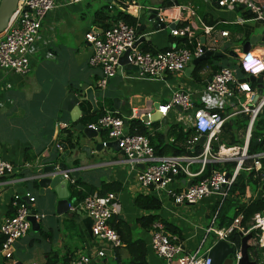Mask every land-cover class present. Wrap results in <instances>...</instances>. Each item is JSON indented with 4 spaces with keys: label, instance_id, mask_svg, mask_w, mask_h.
<instances>
[{
    "label": "crops",
    "instance_id": "crops-1",
    "mask_svg": "<svg viewBox=\"0 0 264 264\" xmlns=\"http://www.w3.org/2000/svg\"><path fill=\"white\" fill-rule=\"evenodd\" d=\"M104 7L109 8L103 10ZM183 7H190L192 13L185 12L182 10ZM112 8H117L136 19L137 30L143 25L147 26L146 31L141 34L146 40L138 44V50L144 44L155 52L174 46L183 47L184 42L177 43L183 40L170 36V30L167 27L173 23L188 24L194 30L195 39L199 44L203 38L204 43L201 45L205 44L207 47L209 41L202 36V26L213 27L218 36L215 52L225 55L229 52L236 54L235 67L229 60L233 58L222 59L226 60L224 64L227 68H236L238 56L242 53L241 47L250 37L264 35V24L246 19L247 11L218 8L213 0H145L144 3L140 0H124L121 8L117 2H107V0H81L77 4L57 0L55 9L46 17L32 47V54L29 58L30 72L25 76H19L0 69V158L16 168L12 177L0 180V224L4 219L12 216L10 201L15 193L21 196L29 194L34 198L32 209L38 215L43 216L38 223L39 229L34 235H30V229L25 237L13 245L14 254L23 264H44L48 257L53 255L57 257L58 264H65L79 255L89 257L90 264H118L114 258L112 246L92 236V221L87 215L79 211L70 213L68 209L67 213L57 214L58 200L54 192L47 188L44 190V195H40L39 187L38 190H33L29 185L31 183L38 185L37 181H31L35 170L59 162V158L64 154L59 143L70 148L67 143L68 132L71 138L78 134L74 131L75 125L70 122L69 113L61 109L68 92L74 93L79 99H85L83 88H92L94 94L99 95L94 99L99 109L98 112L103 110L104 113L110 112L113 99H118L119 108L114 114L119 115L127 124L132 119L140 120L139 117H145L146 114L153 116L154 113H158L160 115V112L154 109L155 105L159 108L168 104L174 92L179 89L190 92L194 98L195 107L200 106L199 98L204 82L210 80V78L207 79L210 73L207 70L201 74L203 81L192 78L194 70L189 78L183 73L180 77L167 76L163 80L142 78L137 71L129 74L126 72L117 74L116 72L104 89L97 88L101 70L88 65L91 45L84 36L88 32L101 35L103 30L99 29L100 27L95 22L96 13L103 11L109 16L113 11ZM152 9L157 11V15L166 26L165 29L154 31L149 26L146 15L147 11ZM221 32H226L227 36L219 37ZM261 44H263L262 41L255 43L250 47V51L258 52ZM235 74L237 80L241 81L242 77L237 70ZM263 93L264 88L262 95ZM239 99L243 101V97ZM216 110L222 111L221 113H230L228 107L225 106ZM98 112L89 113V118L96 119ZM85 115L86 113H83L81 119ZM179 116L180 112L174 108L166 117H163L166 118L165 125L160 121L151 122V124L159 123L160 127L157 132L163 133L167 125L179 124ZM57 124H64L67 128L62 129L57 127ZM150 125H145V127L148 133L152 134ZM126 129L129 135L128 124ZM101 136L106 143L114 141L109 139L103 131ZM77 159L90 165V170L82 172L79 176L82 177V184L99 187L101 183H118L121 186V191L116 194L120 210L115 217L127 225L134 238L144 242L148 264H164V262L151 250V231H146L136 224L137 220L146 216H158L163 222L176 227L179 236L168 231L179 237L185 253H197L203 256L213 245L212 241L202 254V249L210 237L209 235L204 240L212 211L218 204V197L214 196L204 200L199 205L193 206L194 209L185 212L184 206L174 205L168 199H158L141 188L136 182L137 170L141 169V166L132 170L120 151L109 150L102 161H88L84 154H79ZM71 161L70 158L65 159L68 164ZM190 169L197 173L199 165L194 164ZM190 181L193 180H187L185 183L180 180L178 184L172 185V188L179 189ZM74 185L73 181L69 182V187ZM262 186L249 188L243 196L229 198L232 206L240 209L245 206L247 199L255 200L264 197ZM76 189H80V186L77 185ZM138 195L155 198L161 203V209L159 211L137 209L134 206V200ZM36 196L43 197L44 200L37 202ZM73 201L77 200L70 193L68 205ZM215 228H217L216 224ZM121 249L123 246L118 250ZM98 251L104 253L102 259L96 256ZM119 251L121 261L125 262L129 257L128 252L125 250L127 259L124 260V255ZM4 264H14L13 258Z\"/></svg>",
    "mask_w": 264,
    "mask_h": 264
},
{
    "label": "built area",
    "instance_id": "built-area-1",
    "mask_svg": "<svg viewBox=\"0 0 264 264\" xmlns=\"http://www.w3.org/2000/svg\"><path fill=\"white\" fill-rule=\"evenodd\" d=\"M117 2L118 0H111ZM1 2V0H0ZM68 4H77L81 0H66ZM57 0H19L16 10L9 21V24L0 35V69L12 72L19 76H25L30 72L29 58L32 54V47L39 35L41 26L46 17L56 7ZM218 8L239 9L251 14L252 20L264 24V4H256L252 0H216ZM185 12L192 13L190 7H183ZM160 19V16L157 15ZM163 23V21L161 22ZM166 23V22H165ZM169 24V23H167ZM175 28L170 30V36L183 40V47L174 46L166 50L150 53L141 52L133 48L137 41L136 27H131L123 22H117L108 30L96 35L93 32L85 34V40L91 45V54L88 59L90 67L101 70V78L97 81V88L104 89L119 69V58L128 53L127 62L137 69L142 78L163 80L167 76H182L189 65L191 58H198L205 51H215L218 45V36L213 27L202 26V36L209 41L207 47L199 44L195 39L194 30L188 24L173 23ZM170 24V25H173ZM226 32H221L219 37H226ZM204 49V50H203ZM243 75L240 80L236 78V70ZM263 74L264 84V43L261 44L258 52L250 51L241 53L238 56L236 68H222L215 72L209 81H205L200 93L199 102L203 107H195L194 98L190 92L179 89L172 95L171 101L158 108L160 118L177 106L180 109L178 118L179 124L184 128H193L197 134L189 142L191 149L197 148V156L178 157H157L148 140L143 136L127 135V124L124 119L114 113L105 112L97 121L88 127L94 130H102L111 140L118 142L119 150L124 154L130 168L137 170V184L154 195L158 199H168L172 204L184 207H193L211 197H218V203L229 198V190L240 176H248L250 173L259 174L263 171L264 151L248 154L250 135L257 115L264 109V93L257 100V88L252 89L247 82L249 77L258 78ZM243 97V101H240ZM254 105V106H253ZM228 107L230 113H211L216 109ZM237 106V108H236ZM190 112V113H188ZM247 115L249 121L241 147L227 148L219 146L216 153L213 152L212 143L217 141L222 125L237 115ZM150 114L144 125H150ZM62 129L67 128L64 124H57ZM204 137L201 145L199 139ZM237 152L232 153V152ZM210 163H233L234 168L226 171H214L211 175L201 181L194 182L190 187L186 185L179 189L172 188L180 180L184 183L187 180L197 178L204 170L205 165ZM199 165L197 173L191 171L190 167ZM16 168L9 162L0 158V180L12 177ZM182 176L179 180L178 177ZM67 178V176H65ZM28 201L30 208L25 202ZM252 198L245 203V206ZM34 198L29 194L21 196L15 193L11 197L10 207L12 216L4 219L0 224V264L8 262L13 258V245L19 239L25 237L31 225L28 218L31 211H34ZM245 206L240 207V209ZM238 209V208H237ZM120 203L116 194L109 193L103 197L96 195L85 197L82 201L69 203L70 213L82 212L91 221V234L94 238L119 249L123 245L116 232L109 226V221L119 214ZM35 212V211H34ZM39 223L43 216L36 212L33 216ZM216 216H212L207 236L213 237V242L224 241L231 246L229 237L238 233L242 237L256 232L257 245L264 248V213L256 214L246 223L242 224L243 216L238 214L232 223L224 228H215ZM213 243V244H214ZM151 250L155 256L164 264H211V260L197 253H185L179 237L170 233L163 223L157 221L151 227ZM232 247V246H231ZM233 248V247H232ZM231 256L233 264L240 259L238 249H233ZM96 256L99 259L104 257L102 251ZM65 264H90V258L79 255Z\"/></svg>",
    "mask_w": 264,
    "mask_h": 264
},
{
    "label": "trees",
    "instance_id": "trees-1",
    "mask_svg": "<svg viewBox=\"0 0 264 264\" xmlns=\"http://www.w3.org/2000/svg\"><path fill=\"white\" fill-rule=\"evenodd\" d=\"M256 4L263 5L264 0H252ZM124 0H118L117 4L121 8ZM109 7H104L103 10H107ZM240 9V8H239ZM111 14L108 16L107 12L103 13L97 12L95 17V22L100 27L99 29L106 31L115 25L117 22H123L128 26L136 27L137 20L132 18L131 16L125 14L124 12L118 10L117 8H112ZM246 19H252L250 13L246 12ZM184 41L177 42L178 44H182ZM141 52H150L155 53L149 49L147 44H144L140 47ZM224 61L222 59L210 58L204 62L198 64L194 72L192 74V78L197 81H203L202 72L209 71L210 73L207 76V79L211 78L212 75L219 71L222 68H227L225 66ZM233 67H235V63H233ZM232 68V67H231ZM240 76L243 75L237 69ZM252 89H255L256 85L251 84ZM201 108V105L197 106ZM80 110L86 115L81 119L80 123L84 126L94 124L97 119L103 115L104 111L100 110L99 114L95 118H89L91 113V107L88 103H81ZM220 110H213L211 113H218L221 116H225L221 114ZM119 116V115H118ZM249 121V117L247 115H237L236 117L230 119L225 122L222 127L220 134L217 137V141L213 142L212 149L213 152L216 153L219 146L224 145L227 148L230 147H241L243 145V136ZM128 124V133L129 135H138L145 137L150 146L154 151V155L157 157H178V156H197L199 154V150L196 148L191 149L189 147V142L192 138L196 137L197 134L193 128L184 129L179 124L167 125L166 130L163 133L157 132V129L160 127L159 123H152L150 125L152 129V134L148 133V129L145 125L138 119H132L127 122ZM71 134L68 132L67 134V143L71 146ZM264 138V109L257 115L255 122L253 124V128L250 135L248 154L258 153L260 151H264L263 146H252L253 142H260ZM264 164V162H263ZM235 164L233 163H210L205 165L203 172L195 179L194 182L201 181L211 175L214 171L226 170L229 171L233 169ZM33 175V174H32ZM182 176L178 177L180 180ZM264 184V165L263 171L259 174L250 173L248 176H240L236 179L235 183L229 190V198H237L243 196L249 188H257ZM33 190H38L37 183L29 184ZM80 189H76L77 185L70 186L69 190L73 197L76 200L82 201L85 197L96 195L98 197H103L109 193L117 194L121 191V186L118 183H101L99 187L87 186L85 184L80 183ZM228 199L219 202L213 209L211 217L216 216V227L224 228L229 226L232 221L237 217L238 214L243 216L242 224L245 225L248 223L254 215L259 214L262 215L264 213V197L251 200L248 204L242 209H235L232 206V202ZM134 206L143 211H159L161 209V203L155 198L138 195L134 200ZM13 214V211H12ZM161 222L166 227L167 230L176 233L179 236V231L176 227L163 222L159 219L158 216H146L136 221V224L146 230L151 231V227L155 222ZM110 227L116 232L118 235L121 244L123 245V249L128 252V259L124 262L121 261V256L118 254V249H114V258L118 264H148L146 260V247L142 240L134 238L129 231V228L126 224L122 223L117 217H114L109 222ZM256 232H253V238L248 242V255L251 261H255L256 264H264V248H260L257 245V237L255 236ZM241 235L238 233H233L229 237V242L233 249L240 248V240ZM56 256H49L48 260L44 264H58L56 262Z\"/></svg>",
    "mask_w": 264,
    "mask_h": 264
},
{
    "label": "water",
    "instance_id": "water-1",
    "mask_svg": "<svg viewBox=\"0 0 264 264\" xmlns=\"http://www.w3.org/2000/svg\"><path fill=\"white\" fill-rule=\"evenodd\" d=\"M19 0H1L0 2V34L7 28L10 19L12 18L17 4ZM216 2V0H213ZM107 2H111V0H107ZM240 9H243L241 7ZM157 11L156 10H148L147 11V21L149 23V26L154 31H159L162 29H165L166 26L164 23H161L159 21V18L157 17ZM169 30H173L175 28V25H169L167 27ZM147 26L143 25L138 28L136 32L137 41L134 44L133 48H137L138 44L143 42L145 37H142L141 34L146 31ZM262 41L264 43V35L259 36H253L250 37V39L241 47L242 53H247L250 50V47L254 45L255 43ZM204 43V39L201 38V44ZM204 50V49H203ZM129 52L124 53L119 58V70L117 71V74L120 73H133L136 72L137 69L127 62V56ZM233 58L236 59V54L233 52H229L227 55L215 52V51H205L201 56L195 59H190L188 67L184 70V74L187 78L191 76V73L195 69V67L200 64L201 62H204L210 58H217V59H224V58ZM242 82V81H240ZM248 83L255 84L257 88V99L262 95V91L264 88L263 84V74H261L257 79L254 77H249L247 79ZM83 91H85V99H79L74 93L68 92L62 102L61 109L70 115V122L71 124H74V131L78 133L76 136L71 138V146L70 148L67 147V145L59 143V147L64 151V154L59 158V162L57 164L53 165H46L43 167H40L38 170H35L33 172V177L31 181H37L38 187H39V194L44 195V190L49 188L54 192V194L57 197V208L56 212L57 214L61 215L64 213H67L68 209V198L70 196V190H69V182L73 181L75 185H79L81 183V178L79 177L82 172H87V170H90V165H86L79 159H77L79 154H84L85 159L88 161L93 160H101L106 157V154L109 150H112L113 152H119L118 142L112 141L110 143L104 142L102 138V130H94L87 126H83L80 124L81 116H83V112L80 111L78 108V105L83 102L87 101L90 103L93 112H98L99 109L96 107L94 99L97 98L99 95L94 94V90L92 88L84 87ZM118 99H113V106L110 108V112L114 113L118 110L119 106L117 104ZM154 109L158 110V105H155ZM175 109L180 112V109L175 106ZM147 119H142L141 121L143 123H146ZM151 122L160 121L161 124L165 125L166 118H160V115L158 113H154L153 116L150 117ZM204 141V137H201L199 139L198 145H201ZM264 145V138L260 142H253L252 146H263ZM121 152V151H120ZM70 158L72 159L71 163L68 164L65 162V159ZM143 166H141V169ZM84 172V173H85ZM67 176V178H65ZM192 184V181L187 183V188L190 187ZM262 192L264 193V185L261 187ZM26 204L28 205V208H30V205L28 201L25 199ZM35 214L34 211H31V216L28 218V221L31 225V232L30 235H34L38 229L39 225L35 221V218L33 217ZM253 235L248 234L244 237H241L240 240V259L237 264H256L255 261H251L249 259L248 255V242L252 240ZM233 248L224 241H217L215 242L210 249L206 252L205 256L211 260V264H233V260L231 256L233 255ZM120 254L124 255V260L127 259V253L125 250L121 249L119 251ZM13 261L14 264H23V262L16 257V255L13 252Z\"/></svg>",
    "mask_w": 264,
    "mask_h": 264
},
{
    "label": "rangeland",
    "instance_id": "rangeland-1",
    "mask_svg": "<svg viewBox=\"0 0 264 264\" xmlns=\"http://www.w3.org/2000/svg\"><path fill=\"white\" fill-rule=\"evenodd\" d=\"M140 2H141V3H144L145 0H140ZM2 34H3V33H2ZM229 60H230L231 63H232V62L235 63V59H229ZM236 108H237V106H236ZM244 135H245V133H244ZM243 138H244V136H243ZM36 200H37V202H38V201H42V200H44V198H43V197H40V196H36ZM185 209H186L185 212H188V211L194 209V207H185ZM185 212H184V213H185ZM191 216H192V214H191ZM213 240H214V239H213L212 236H210V237L208 238L207 242L205 243V245H204V247H203V249H202V254H203V252L205 251V249H207V247L210 245V243H211Z\"/></svg>",
    "mask_w": 264,
    "mask_h": 264
},
{
    "label": "bare ground",
    "instance_id": "bare-ground-1",
    "mask_svg": "<svg viewBox=\"0 0 264 264\" xmlns=\"http://www.w3.org/2000/svg\"><path fill=\"white\" fill-rule=\"evenodd\" d=\"M232 153H235V154H236L237 152H234V151H233ZM223 202H224V201H223Z\"/></svg>",
    "mask_w": 264,
    "mask_h": 264
}]
</instances>
